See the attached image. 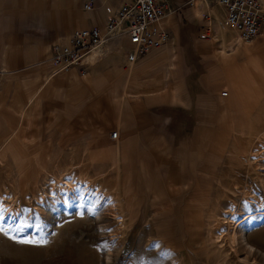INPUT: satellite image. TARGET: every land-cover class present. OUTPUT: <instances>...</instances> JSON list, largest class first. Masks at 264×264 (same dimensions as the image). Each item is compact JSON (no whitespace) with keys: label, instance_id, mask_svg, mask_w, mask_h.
Masks as SVG:
<instances>
[{"label":"crops","instance_id":"1","mask_svg":"<svg viewBox=\"0 0 264 264\" xmlns=\"http://www.w3.org/2000/svg\"><path fill=\"white\" fill-rule=\"evenodd\" d=\"M125 2L0 0V112L10 116L0 129V141L24 158V150L49 147L41 143L44 133L53 130L56 147L74 149L73 164L85 158L93 176L114 174L116 164L120 182L136 196L128 166L140 159L147 162L148 157L151 167L157 165L160 149L177 136L182 138L181 150L188 151L189 161L183 164H207L211 159L223 162L226 155L238 157V134L253 127L264 133V120L259 118L264 112V32L227 54L223 49L237 33L225 25L222 7L169 0L159 23L169 34L165 46L134 58L128 40L117 38L87 70L54 68L51 58L56 46L69 45L79 29L98 28L105 33L108 19ZM224 91L227 97L222 96ZM236 112L241 118L237 131L220 127L221 120L230 121ZM183 127L186 135L181 134ZM171 130L173 139L168 135ZM116 131L119 150L112 147ZM13 156L11 151L5 155L14 163ZM170 167L161 176L167 188L153 195L165 196L167 202L153 211L147 229L166 226L165 231L191 222L207 227L209 213L217 206L224 208L222 185L232 178L216 176L220 189L213 196L209 186H182L186 181L211 180L206 173L198 175L174 162ZM124 173L128 175L123 180ZM173 196L186 205L178 213ZM252 235L249 230V240Z\"/></svg>","mask_w":264,"mask_h":264},{"label":"rangeland","instance_id":"2","mask_svg":"<svg viewBox=\"0 0 264 264\" xmlns=\"http://www.w3.org/2000/svg\"><path fill=\"white\" fill-rule=\"evenodd\" d=\"M235 42L236 40L232 45L228 44L223 51L230 54L239 46L246 45L241 44L232 47ZM75 68L82 69L81 67ZM260 113L259 118L264 120V112ZM9 119L10 116L6 112H0V129L7 125ZM39 119L37 117L25 118V120L30 121ZM240 121L241 118L236 112L230 121L221 120L222 126L220 127L237 131ZM15 123L16 125L18 124V119H16ZM171 131L168 135L173 139L171 136L173 135V130ZM252 133L256 135L259 132L253 127L246 134H238L236 136L237 143L240 146L238 157L234 156L233 158L226 155L223 162H220L221 160L213 162V159H211L207 160L209 162L207 164L197 162L183 164L189 161L187 159L188 151L186 147L181 150L182 138L177 136L174 142L170 141L166 146H163L164 148L160 149L163 153L159 152L158 159L160 160L157 165L151 167L150 157H148L147 162L146 159H140V162L136 165L128 166L130 167L129 172L133 177L134 192L137 193L139 202L136 220L132 226L126 228L125 237L119 245L116 237H112L107 232L101 233L99 229L102 224L108 227L112 225V220L105 215L106 211L103 209L101 212L103 216L102 222L98 221V212L90 206L81 202L73 203L70 200H67L65 207L59 208L53 207L49 202L48 209L44 215L34 210L36 207L34 192L37 181H39L41 189L47 188V186L43 188V182L46 177L50 181H54L52 176L55 166L67 167L72 161L70 153L74 149L71 147L65 149L56 147L53 130L48 129L44 133L43 137L45 136L44 139H46L41 143L49 147L44 148L42 146L41 149L24 150L25 159L18 156L12 146L7 145L4 148L5 141H0V160L5 164L9 163L10 167L14 165L8 172L9 176L6 171L0 170V180L7 183L10 179H17L22 186L21 194L18 196L22 215L18 223L10 226H6L3 223L0 224V264H108L106 259L109 254L111 255L109 264H172V261L169 258H165L162 254L165 249L171 252L173 257L178 258L179 264H233L232 257L229 258L230 260H223L222 256L216 258L210 244H204L208 236V221L205 222L207 227L202 228L194 226L198 223L191 222L187 223L185 227L175 224L173 228L170 227L171 229H166L165 231L166 226L155 230L147 229V225L152 220L153 211L161 208L167 202V197L157 196V200H155L153 195L154 191L159 192L158 195H161L160 191L167 188L166 184L168 182L161 181V176H165L167 172L165 168L170 167L172 162L183 169L191 167L194 173L198 175L199 172H204L211 177V180L207 181L182 182L184 189H189L192 186L195 188L196 185L202 184L212 187L214 191L212 195L214 196L217 188L220 189L219 182L215 180V177L224 174L226 177L232 178L225 181L223 183L224 186L222 185V197L226 201L224 208L234 206L237 210L243 209L249 216H253L250 219L248 231L250 230V235L253 234L250 236L251 243L259 250V253L255 256V264H264V223H261L259 218L254 216L257 212L255 208L250 206L248 196L244 194V191L233 192L232 190L233 183L238 181L242 186L246 185L252 191L257 192L260 198L264 200V192L254 180L255 174L247 168V159L243 154L249 145L250 134ZM181 134L186 135L185 127L181 129ZM261 134L264 137V133ZM115 141L117 142L112 147L120 149L121 144L118 142V138ZM257 148L256 146L255 149ZM10 151L14 153L15 164L11 162V158L7 159L5 157L7 152ZM164 157L168 158L167 160L169 161H165L166 163L160 162L165 160ZM74 168L77 170V166ZM110 168L111 166H108V170ZM128 174H121V178L124 180ZM115 175V173H110L107 177L113 179ZM10 195L13 196V194ZM170 198L175 202L177 213L182 210L183 204L184 207L186 206L185 203L180 201L181 198H178V196ZM261 209L264 210V203ZM173 221V223H177V219ZM258 230H260L259 234H254ZM157 246H159L158 249L156 248ZM109 249H112V253H110ZM241 253L240 251L239 254Z\"/></svg>","mask_w":264,"mask_h":264},{"label":"bare ground","instance_id":"3","mask_svg":"<svg viewBox=\"0 0 264 264\" xmlns=\"http://www.w3.org/2000/svg\"><path fill=\"white\" fill-rule=\"evenodd\" d=\"M233 43L234 41L230 44ZM224 52L226 53V51ZM250 135L249 145L243 154L247 159V168L255 174L254 180L264 192V137L261 133ZM256 146L257 149H255ZM116 157L118 158V155L115 151L114 162ZM13 166L11 167L13 168ZM76 166L77 170L74 168ZM11 167L9 163L5 164L0 160V170L6 171L8 176ZM89 168L90 166L86 163L85 158L79 160L77 164H73L72 160V163L67 167L56 165L52 176L54 181H50L46 177L43 182L44 186L42 184L43 188L46 186L47 188L41 189L39 181H37L34 192L36 203L34 210L44 215L49 202L53 207L59 208L65 207L67 200H70L73 203L81 202L90 206L98 212V221L102 222L101 212L103 209L106 211L105 215L112 220V225L108 227L102 224L99 229L101 233L107 232L112 237H116L119 245L125 237L126 228L132 226L136 220L139 202L137 195L132 194L131 188H128L124 184L125 182H120V168L116 164L113 165L116 174L113 179L107 177V175L93 176L90 174ZM232 190L233 192L244 191V194L248 196L250 206L255 208L257 212L254 216L258 217L261 223H264V210L261 209L264 200L260 198L259 194L246 185L242 186L238 181L233 183ZM21 191L22 186L17 179H10L7 183L0 180V224L10 226L18 223L22 215L18 197ZM10 194H13V196ZM154 198L157 200V196ZM251 217L253 216H249L243 209L237 210L234 206L228 208L217 206L208 215V236L204 244H210L216 258L222 256L223 260H226L232 257L233 264H255V256L259 253V250L250 242L248 236ZM156 248L158 249L159 246ZM111 250L109 249L110 253H112ZM240 251L241 254H239ZM162 254L165 258H169L172 264H179L178 258L173 257V254L167 249ZM110 256L109 254L106 259L108 264L111 261Z\"/></svg>","mask_w":264,"mask_h":264},{"label":"built area","instance_id":"4","mask_svg":"<svg viewBox=\"0 0 264 264\" xmlns=\"http://www.w3.org/2000/svg\"><path fill=\"white\" fill-rule=\"evenodd\" d=\"M169 0H126L107 21L106 32L98 28L79 29L73 32L67 46H56L51 61L56 70L66 72L75 67L87 70L91 61L99 60L109 51L113 39L125 38L134 58L147 55L165 46L170 38L159 27L165 18ZM196 3L217 5L224 9L225 25L237 33L235 47L247 44L264 32V2L262 0H189ZM91 9V5H86ZM223 97L228 93L223 92ZM115 140L118 132L112 134Z\"/></svg>","mask_w":264,"mask_h":264}]
</instances>
